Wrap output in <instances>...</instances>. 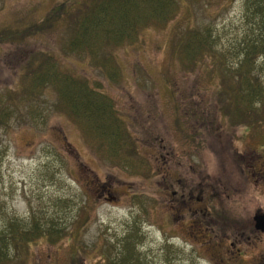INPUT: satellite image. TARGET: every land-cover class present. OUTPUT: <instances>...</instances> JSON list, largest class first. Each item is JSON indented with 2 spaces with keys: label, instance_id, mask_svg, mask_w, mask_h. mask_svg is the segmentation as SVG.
Wrapping results in <instances>:
<instances>
[{
  "label": "rangeland",
  "instance_id": "obj_1",
  "mask_svg": "<svg viewBox=\"0 0 264 264\" xmlns=\"http://www.w3.org/2000/svg\"><path fill=\"white\" fill-rule=\"evenodd\" d=\"M178 1L180 12L166 27L91 54L70 45V7L85 0H0V28L13 27L15 36L0 45V100L19 98L12 115L0 118V231L12 221L26 228L36 221L63 233L16 258L13 250L11 264H70L72 255L76 264H109L110 247L118 255V240L134 227L141 264H264V234H251L250 244L240 238L235 248L223 238L249 235L254 216L264 212L262 102L259 129L246 137L240 118L226 121L220 104L233 82L227 69L260 25L246 16L244 0ZM61 5L69 12L62 15ZM58 6L59 19H50ZM28 26L33 33L16 38ZM189 30L215 46L195 69L181 61L179 43ZM43 60L51 72L34 84L32 71ZM256 74L264 81V59ZM194 105L209 113L206 126L192 116ZM106 107L111 119L103 123L117 132V144L97 127ZM114 148L137 150L129 157L143 159L142 171L110 161ZM167 177L197 196L213 185L219 195L206 194L218 198L212 218L219 224L172 206Z\"/></svg>",
  "mask_w": 264,
  "mask_h": 264
},
{
  "label": "trees",
  "instance_id": "obj_2",
  "mask_svg": "<svg viewBox=\"0 0 264 264\" xmlns=\"http://www.w3.org/2000/svg\"><path fill=\"white\" fill-rule=\"evenodd\" d=\"M178 2V0H85L81 4L74 3L70 7L74 9L70 20L73 33L70 45L75 48L85 47L87 51L94 54L103 45L138 41L140 34L152 26L166 27L167 23L175 18L176 13L180 12L181 3ZM244 3L246 16L255 17L260 27L257 29L258 33L252 32L251 35L246 36L248 46H245L243 55L234 65L230 66L231 68L227 69V71L233 70L230 72L233 82L230 83L228 80L229 85L232 86L224 87L223 90L227 92V97L223 98L220 104L224 108L222 115L229 116L226 117L228 119L232 116L240 118L239 122L242 126L251 130V128L259 129L257 109L261 108V102L262 121H264V81H261L256 74L259 59H264L260 57L264 55V0H244ZM61 6L64 7L62 15L69 12L66 5ZM61 6L51 11L50 19H59L57 12ZM35 28L28 26L20 30L17 29L19 32L16 33L18 34L16 38L30 36ZM12 31L13 27L11 26L0 28V45H4L6 40L11 41L15 38ZM188 33L179 43V48L182 49L180 52L182 54L181 61L186 65L189 64V68L195 69L197 58L202 60L206 57L205 53L211 52L215 46L210 38H202L198 30H189ZM50 63V60H44L37 70L32 71L34 84L40 85L39 79L50 74ZM44 65L47 67L45 71ZM225 104L230 106L226 107ZM1 106L0 118L4 114L10 117L13 113L11 108L15 107L16 103L7 98L0 102ZM80 107H82L81 104ZM204 113L202 109L200 112L201 121H205ZM100 120L105 121L104 118ZM100 129L108 133L110 139L115 140L114 131L109 130L106 123ZM116 151L120 156L121 150L116 149ZM25 229L15 221L10 224L7 230L0 232V264H11L13 250L16 258L18 253L24 254L33 242L42 237L47 238L51 243L63 238V234L58 233L56 229L46 230L43 224L36 221L31 228ZM138 242L139 236L137 235L133 240H122L121 243H117L121 251L117 255L118 251L114 247L113 250H109V255H111L109 264H141L140 252L137 249ZM21 256L24 261L26 255ZM75 256L72 255L71 264H76Z\"/></svg>",
  "mask_w": 264,
  "mask_h": 264
},
{
  "label": "flooded vegetation",
  "instance_id": "obj_3",
  "mask_svg": "<svg viewBox=\"0 0 264 264\" xmlns=\"http://www.w3.org/2000/svg\"><path fill=\"white\" fill-rule=\"evenodd\" d=\"M164 150L166 149L163 147ZM174 187V184L171 183L169 185V190H171V194L173 197V202L172 206L178 205L180 208L185 209L187 212H189L190 216L193 217L194 220H199V218L196 216L203 210L209 209V201L207 196L205 195V191L201 190L200 191V196L196 195V192L193 190H188L186 185L184 186H179L177 190H172ZM247 229V228H246ZM250 234H255V235H261L260 232H255V231H250ZM246 233H243L241 237H245ZM229 239L231 240V245L232 247H236L238 242V235H232L231 237L229 236ZM248 244H250L251 241V235L247 236ZM241 250H239L240 252Z\"/></svg>",
  "mask_w": 264,
  "mask_h": 264
},
{
  "label": "water",
  "instance_id": "obj_4",
  "mask_svg": "<svg viewBox=\"0 0 264 264\" xmlns=\"http://www.w3.org/2000/svg\"><path fill=\"white\" fill-rule=\"evenodd\" d=\"M256 220H258V222L261 224L262 230L264 231V214H262L260 217H257Z\"/></svg>",
  "mask_w": 264,
  "mask_h": 264
}]
</instances>
